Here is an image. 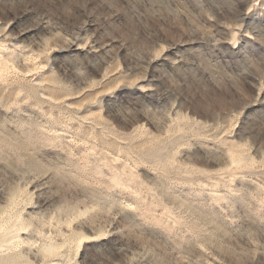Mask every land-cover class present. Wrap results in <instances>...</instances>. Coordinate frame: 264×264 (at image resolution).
<instances>
[{"label": "rangeland", "instance_id": "374dc122", "mask_svg": "<svg viewBox=\"0 0 264 264\" xmlns=\"http://www.w3.org/2000/svg\"><path fill=\"white\" fill-rule=\"evenodd\" d=\"M0 252L264 264V0H0Z\"/></svg>", "mask_w": 264, "mask_h": 264}, {"label": "bare ground", "instance_id": "6f19581e", "mask_svg": "<svg viewBox=\"0 0 264 264\" xmlns=\"http://www.w3.org/2000/svg\"><path fill=\"white\" fill-rule=\"evenodd\" d=\"M1 227H3V226H1ZM2 229H3V228H2ZM4 229H5V228H4ZM4 229H3V231H4ZM6 229H7V228H6ZM6 229H5V230H6ZM7 230H8V229H7ZM13 230H14V229H13ZM3 234H4V233H3ZM92 238H93V237H92ZM90 239H91V237H87V236H86V237H83L81 240L79 239V240H80V241H79V244H78L79 249H80V247H81V245H82L83 242H87V241L90 240ZM11 241H12V240H11ZM79 249H78V250H79ZM0 253H1V252H0ZM12 258H14V257H12ZM13 260H14V259H13Z\"/></svg>", "mask_w": 264, "mask_h": 264}]
</instances>
